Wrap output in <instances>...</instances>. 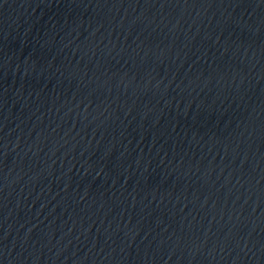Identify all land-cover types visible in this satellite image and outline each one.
I'll return each instance as SVG.
<instances>
[{
	"label": "water",
	"instance_id": "obj_1",
	"mask_svg": "<svg viewBox=\"0 0 264 264\" xmlns=\"http://www.w3.org/2000/svg\"><path fill=\"white\" fill-rule=\"evenodd\" d=\"M0 264H264V0H0Z\"/></svg>",
	"mask_w": 264,
	"mask_h": 264
}]
</instances>
